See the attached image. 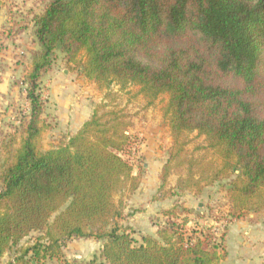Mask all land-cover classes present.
<instances>
[{
    "label": "trees",
    "instance_id": "obj_1",
    "mask_svg": "<svg viewBox=\"0 0 264 264\" xmlns=\"http://www.w3.org/2000/svg\"><path fill=\"white\" fill-rule=\"evenodd\" d=\"M32 19L38 47L22 76L28 115L19 138L2 144L0 259L31 232L41 235L0 264H219L226 224L264 209V0H47ZM56 50L111 101L113 84L137 86L147 106L167 95L162 118L172 143L162 182L171 162H182L186 135L205 137L221 164L188 160V178L197 192L201 183L229 179L218 236L179 206L140 242L118 224L114 194L135 192L141 180L128 156L132 123L121 109L97 105L75 133L42 149L49 126L39 80ZM90 237L101 243L97 255L63 257L65 241Z\"/></svg>",
    "mask_w": 264,
    "mask_h": 264
},
{
    "label": "rangeland",
    "instance_id": "obj_2",
    "mask_svg": "<svg viewBox=\"0 0 264 264\" xmlns=\"http://www.w3.org/2000/svg\"><path fill=\"white\" fill-rule=\"evenodd\" d=\"M6 1L10 11L4 23H0V71L8 69L12 75L9 90L13 91L15 99H11L9 105L13 117L8 122L11 129H16L14 124L19 125L28 111L23 98L21 78L30 64V51L38 47L33 35L31 15L39 12L47 0ZM17 21L23 26V31L18 34L14 29L10 30L12 24ZM13 87H16V90H12ZM110 90L115 94L114 101L104 97V92L98 91L93 83L80 77L71 66H67L63 53L56 50L51 67L41 74L39 80V91L44 102L43 116L49 126L42 135V149H50L59 141L66 139L76 125L90 117L97 105L105 103L107 108L121 109L132 123L129 133L134 136V142L128 156L134 168L133 173H139L141 180L135 192L131 193L124 189L114 194V200L122 210V217L117 220L118 224L123 227L129 226L131 236L136 242H140L144 235H155L158 227L163 224L165 210L179 206L191 212L189 218L195 219L197 225L215 226L218 236L225 224L224 218L225 216L227 218L230 205L227 194L229 179L214 181L209 185L201 183L197 192L198 186L188 178V160L197 163L211 161L215 167L221 164L220 158L208 146L205 137L196 132L186 135L187 144L182 162L177 160L171 162L169 176L162 182L160 175L172 143L167 122L162 118V108L167 95H160L151 106H147L146 100L137 94L138 87L135 85L121 89L113 84ZM13 133H16L18 139V129ZM1 159L0 155V163ZM200 168L197 164L194 165V178H198ZM258 212H264V209ZM258 212L250 211L247 214ZM198 214L201 217H196ZM40 235L39 232H31L19 245L11 247L0 259V263L12 257L17 248L34 244ZM78 242H80L78 238L64 242L67 259L75 262L80 260L77 255L80 252ZM100 244L97 250L95 243L91 245L94 255L99 253ZM53 261L45 260L40 264H54Z\"/></svg>",
    "mask_w": 264,
    "mask_h": 264
},
{
    "label": "crops",
    "instance_id": "obj_3",
    "mask_svg": "<svg viewBox=\"0 0 264 264\" xmlns=\"http://www.w3.org/2000/svg\"><path fill=\"white\" fill-rule=\"evenodd\" d=\"M7 4L8 2L6 0H0L1 24L4 23V20L8 17V11H10V8L7 7ZM39 12H36L31 15L32 24H33V19H32L33 16L38 14ZM19 23L20 22L18 21L14 22V24H12L13 26L10 27V30L14 29L15 33L17 34L21 33L23 31V26H21ZM11 78L12 75L8 69L4 70L3 72L0 71V155L1 156L3 153L2 151L3 141L7 139L9 135L13 134V132L16 131L18 126L20 125V123L19 125L14 124V126H16L17 128L11 129V127H9V125L11 124L10 122H8L9 119L13 117L12 116L13 113L12 110L9 109V105L11 104V99L13 100L15 99L13 95V91L9 90ZM21 84H23L22 78H21ZM11 89L16 90V87H13ZM23 98L29 109V103L25 98L24 85H23ZM27 115H28V111L26 116L24 117V120H21L20 122L25 121L27 119ZM84 121L76 125L74 130L70 131V135L75 133L81 127ZM126 228H129V226H127ZM127 231L129 232V229H127ZM78 239L80 240V242H78V247L80 249V252L79 254H77L79 255L78 256L80 259L79 261L90 259L94 255L91 245L95 243V246L97 245L95 249L97 250L100 242L94 239L93 237L78 238ZM92 241L94 243H92ZM88 246L90 248H88ZM100 248H101V244H100ZM221 251L224 253V256L219 261V264H264V212L249 213L246 214L244 217L232 219L229 223H227L224 229V237L222 240ZM63 252H64L63 257L66 258L64 248H63ZM5 254L6 253H4V255ZM12 257H10L9 259H12ZM45 260L46 261L54 260L53 261L54 264H58L57 259H45ZM33 262L34 261H32L31 263Z\"/></svg>",
    "mask_w": 264,
    "mask_h": 264
},
{
    "label": "water",
    "instance_id": "obj_4",
    "mask_svg": "<svg viewBox=\"0 0 264 264\" xmlns=\"http://www.w3.org/2000/svg\"><path fill=\"white\" fill-rule=\"evenodd\" d=\"M32 264H35V262H33Z\"/></svg>",
    "mask_w": 264,
    "mask_h": 264
}]
</instances>
